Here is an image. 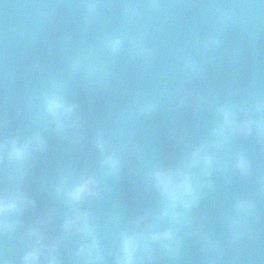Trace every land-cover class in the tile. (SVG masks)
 Returning <instances> with one entry per match:
<instances>
[{"label": "water", "instance_id": "1", "mask_svg": "<svg viewBox=\"0 0 264 264\" xmlns=\"http://www.w3.org/2000/svg\"><path fill=\"white\" fill-rule=\"evenodd\" d=\"M89 2L99 6L95 17L87 15ZM129 6L138 18L125 15ZM107 36L123 40L115 56L103 48ZM136 44L151 55H138ZM77 60L104 65V77L73 71ZM57 86L80 118L64 134L43 111L44 97ZM145 102H155V110L142 113ZM225 103L264 119L257 111L264 106V0H0V142L39 131L47 145L27 165L22 184L35 206L23 212L17 233L0 235V259L17 264L21 236L37 221L49 236L59 235L67 208L52 185L69 169L98 171L94 140L102 132L122 161L86 206L106 264H113L119 231L138 220L161 231L174 227L177 237L171 250L152 245L141 264H264V136L255 129L216 153L223 164L184 222L156 219L161 206L148 171L211 141L216 108ZM237 153L249 160L247 173L232 166ZM10 173V165L0 164V186ZM237 200L252 205L239 218ZM72 248L71 240L61 247L63 264H73Z\"/></svg>", "mask_w": 264, "mask_h": 264}, {"label": "clouds", "instance_id": "2", "mask_svg": "<svg viewBox=\"0 0 264 264\" xmlns=\"http://www.w3.org/2000/svg\"><path fill=\"white\" fill-rule=\"evenodd\" d=\"M98 7L96 3L89 2L86 5L87 15L95 17ZM125 15L138 18L139 12L135 6H129ZM122 45L123 40L119 36H107L103 40V48L112 56L120 52ZM134 47L137 54L144 58L151 55L142 44ZM188 67L191 71L197 70L190 62ZM72 68L73 71L83 70L89 77L103 78L105 75L104 65H85L83 60L75 61ZM156 106L155 102H145L140 111L151 112ZM43 111L59 134L78 126L77 105L69 103L58 86L44 97ZM257 111L264 112V106L258 105ZM216 113L218 120L211 131V141L190 145L175 164L156 165L148 171V181L158 194L161 206L157 221L168 220L174 225L185 221L186 214L199 205L203 189L209 186L208 177L212 170L223 164L216 153L234 137L249 136L254 129L264 136V119L253 118L241 105L220 104ZM94 145L99 154L98 171L69 169L58 175L52 185L55 198L67 208L59 235L53 238L46 233L42 221L34 223L21 236L23 247L17 264H63L60 250L69 240L73 242V264H106L107 257L96 218L86 206L100 197L102 183L107 178L119 174L122 161L117 150H110V142L102 132L96 135ZM46 147L45 138L39 131L24 139L14 137L0 142V164L11 166L9 182L0 186V235L17 233L22 224L21 215L35 206V200L30 198L22 184L27 165L36 153L45 151ZM232 166L241 173H247L250 162L244 154L237 153L232 159ZM251 208V202L237 200L234 205L236 217H243ZM133 223L135 227L124 228L118 233L113 264H141L145 255L151 256L152 245L171 250L176 243L174 227L161 231L157 224L141 227V221ZM238 223V219L232 220L230 227L235 228ZM0 264L10 262L0 259Z\"/></svg>", "mask_w": 264, "mask_h": 264}]
</instances>
